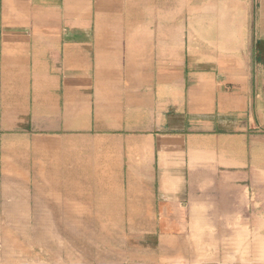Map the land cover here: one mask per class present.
Wrapping results in <instances>:
<instances>
[{
  "label": "crops",
  "instance_id": "1",
  "mask_svg": "<svg viewBox=\"0 0 264 264\" xmlns=\"http://www.w3.org/2000/svg\"><path fill=\"white\" fill-rule=\"evenodd\" d=\"M32 115L70 118L108 166L115 149L159 174L155 211L184 219L145 227L228 230L217 259L264 264V0H0V136L30 149ZM69 188L0 181L8 220L38 239L48 194Z\"/></svg>",
  "mask_w": 264,
  "mask_h": 264
},
{
  "label": "rangeland",
  "instance_id": "2",
  "mask_svg": "<svg viewBox=\"0 0 264 264\" xmlns=\"http://www.w3.org/2000/svg\"><path fill=\"white\" fill-rule=\"evenodd\" d=\"M69 119L32 115V131L25 138L30 139V149L23 147L22 133L0 136V181L7 175L26 184L37 174L70 187L60 191L59 198L55 191L48 194L53 223L42 231L50 236L42 239L36 238L40 229L8 220L18 212L9 204L4 206L0 193V264H249L217 259L234 249L228 230L145 227L160 220L184 219L181 207L177 218L174 212L155 211L159 174L148 171L149 166L139 168L131 163V154L123 158L115 149L108 166L107 149L96 151L94 143L68 132ZM46 143L53 148L34 152L36 145ZM122 160L125 163L118 164ZM142 176L150 181L137 187L136 180ZM23 196L27 219L35 213L34 197L27 192ZM64 231L74 236H64ZM21 252L29 255L20 257Z\"/></svg>",
  "mask_w": 264,
  "mask_h": 264
}]
</instances>
